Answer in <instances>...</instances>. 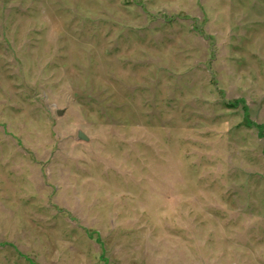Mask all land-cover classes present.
<instances>
[{
  "label": "rangeland",
  "instance_id": "1",
  "mask_svg": "<svg viewBox=\"0 0 264 264\" xmlns=\"http://www.w3.org/2000/svg\"><path fill=\"white\" fill-rule=\"evenodd\" d=\"M0 264H264V0H0Z\"/></svg>",
  "mask_w": 264,
  "mask_h": 264
},
{
  "label": "water",
  "instance_id": "2",
  "mask_svg": "<svg viewBox=\"0 0 264 264\" xmlns=\"http://www.w3.org/2000/svg\"><path fill=\"white\" fill-rule=\"evenodd\" d=\"M59 114H61V112H59ZM78 137H79V139H81V140H85V141L88 140V136H87L84 132H82V131H79V133H78Z\"/></svg>",
  "mask_w": 264,
  "mask_h": 264
}]
</instances>
